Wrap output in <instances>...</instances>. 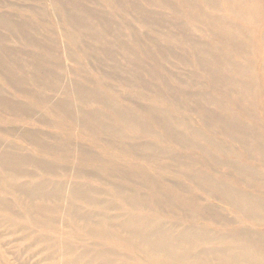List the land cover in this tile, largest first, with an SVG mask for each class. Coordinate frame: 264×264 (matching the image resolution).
<instances>
[{
	"label": "bare ground",
	"instance_id": "bare-ground-1",
	"mask_svg": "<svg viewBox=\"0 0 264 264\" xmlns=\"http://www.w3.org/2000/svg\"><path fill=\"white\" fill-rule=\"evenodd\" d=\"M50 1L0 12V264H264V0Z\"/></svg>",
	"mask_w": 264,
	"mask_h": 264
},
{
	"label": "rangeland",
	"instance_id": "rangeland-1",
	"mask_svg": "<svg viewBox=\"0 0 264 264\" xmlns=\"http://www.w3.org/2000/svg\"><path fill=\"white\" fill-rule=\"evenodd\" d=\"M5 1H6L7 5L0 6V12L1 13L8 12V13L14 15V18H20L19 15H21L22 13L26 16V18H29L31 13L29 11H26V10L24 11V10L18 9L21 6H24V7L25 6H44V8L49 12V15H50V18L48 19L49 24L55 25V26L58 25L56 28L58 33H61L63 31V28L61 26H64L63 25L64 23L62 20H59L58 17L56 16V14L53 12L50 0H5ZM10 46H12L14 48L16 47L21 51H25L24 49H26L25 46L18 44V42H14ZM70 50L78 57V59H80L82 68L85 70L84 72L76 71L79 74L78 75L72 74V77L77 76V78H80L83 75H87L91 79H93L94 81H97V82H111L108 79H106L105 81L102 80V78H101L102 75H101L100 71L97 68H94V66L92 65V61L90 60L91 56H85L82 52L79 51L78 48H75V47H72ZM65 62L67 63V65H69L74 70H76L77 69L76 67L79 66V65L76 66V63H74L72 60H69V59H66ZM174 171L176 173H179L176 170H174ZM181 180H183V178H181ZM185 181H183V182H185Z\"/></svg>",
	"mask_w": 264,
	"mask_h": 264
}]
</instances>
